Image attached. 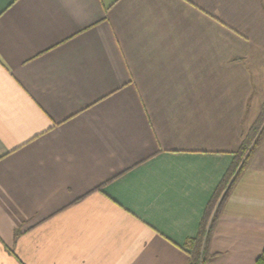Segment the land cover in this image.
Segmentation results:
<instances>
[{
	"label": "crops",
	"instance_id": "crops-1",
	"mask_svg": "<svg viewBox=\"0 0 264 264\" xmlns=\"http://www.w3.org/2000/svg\"><path fill=\"white\" fill-rule=\"evenodd\" d=\"M263 105L264 0H0V264H255Z\"/></svg>",
	"mask_w": 264,
	"mask_h": 264
},
{
	"label": "trees",
	"instance_id": "trees-1",
	"mask_svg": "<svg viewBox=\"0 0 264 264\" xmlns=\"http://www.w3.org/2000/svg\"><path fill=\"white\" fill-rule=\"evenodd\" d=\"M263 131H264V105L262 106V110L260 112L257 121L251 127V129L248 132L247 138L243 141L242 145L240 146L239 151L237 152L236 161L233 163L230 170L228 171L227 176L224 178L222 189L226 186L228 180L233 175L234 171L237 169V166H239V169L243 168L245 162L249 159L255 147L257 146L258 142L260 141ZM213 204L214 203H211L210 206L208 207L206 216L204 217V220L200 225L198 234L194 238L190 239L188 243V246L190 248L189 264H205V262L208 259L207 239L213 219L211 220L209 227L207 226L208 225L207 222ZM255 264H264V250L257 257Z\"/></svg>",
	"mask_w": 264,
	"mask_h": 264
},
{
	"label": "rangeland",
	"instance_id": "rangeland-1",
	"mask_svg": "<svg viewBox=\"0 0 264 264\" xmlns=\"http://www.w3.org/2000/svg\"><path fill=\"white\" fill-rule=\"evenodd\" d=\"M263 125V124H262Z\"/></svg>",
	"mask_w": 264,
	"mask_h": 264
}]
</instances>
